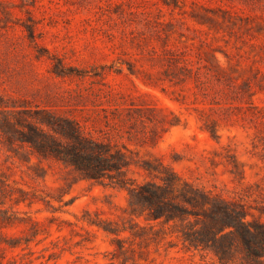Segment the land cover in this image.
<instances>
[{"label": "rangeland", "instance_id": "1", "mask_svg": "<svg viewBox=\"0 0 264 264\" xmlns=\"http://www.w3.org/2000/svg\"><path fill=\"white\" fill-rule=\"evenodd\" d=\"M60 120L123 167L93 182L39 156ZM168 173L264 232V0H0V219L20 222L0 241L21 244L1 264H258L145 219L125 188Z\"/></svg>", "mask_w": 264, "mask_h": 264}, {"label": "trees", "instance_id": "2", "mask_svg": "<svg viewBox=\"0 0 264 264\" xmlns=\"http://www.w3.org/2000/svg\"><path fill=\"white\" fill-rule=\"evenodd\" d=\"M49 129L60 138L67 139V143L42 134L41 141L30 142L32 148L42 158H52L72 167L83 180L100 182L108 178V172L121 169L125 163L122 154L114 157L113 154H107L106 148L84 139L72 122L60 120L58 123L49 124ZM158 179L160 183H149L135 189L125 188L121 179L116 183L119 187L127 189L129 196L138 197L146 220L160 221L162 224L177 221L188 224L190 228L181 232L183 245L187 250H210L223 262L228 248L224 250L219 242L224 235L230 234L239 237L245 251L258 264H262L260 259L264 258V232L252 227L243 214L235 212L231 215L219 205H213V200L206 193L181 182L172 173L159 176ZM211 207L212 215L208 216L210 221L202 224L200 219L206 217L204 215ZM217 213H224L227 217L225 220L217 219L214 217ZM2 215L0 236L3 235L1 229L20 223L13 215H7L6 212H2ZM191 217L199 220L201 224L193 226ZM88 223L91 225V222ZM19 241V238L0 241V252L5 250L4 246L9 249L20 247Z\"/></svg>", "mask_w": 264, "mask_h": 264}]
</instances>
